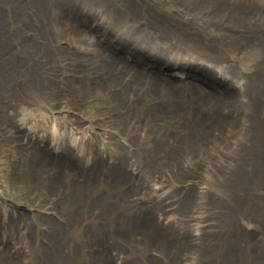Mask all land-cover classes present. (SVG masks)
<instances>
[{
	"label": "bare ground",
	"instance_id": "obj_1",
	"mask_svg": "<svg viewBox=\"0 0 264 264\" xmlns=\"http://www.w3.org/2000/svg\"><path fill=\"white\" fill-rule=\"evenodd\" d=\"M190 1L199 0H0V69L12 83L6 89L1 79L0 115L19 135L16 147L29 150L19 168L26 204L47 210L43 202L51 201L56 210L42 220L0 194L18 211L1 221L10 224L7 234L17 232L22 264H208L213 248L229 244L223 234L234 241L241 230L264 259L249 181L261 174L264 119L246 96L251 80L233 68L224 24L229 9L261 10L262 0H209L230 6L213 20ZM146 25L165 41L140 42ZM85 26L101 29L97 51L70 39ZM118 42L150 62L125 63L110 48ZM155 62L171 73L151 71ZM188 67L219 78V89L186 84ZM29 81L42 85L29 91ZM8 101L43 108L48 124L19 120ZM12 147L2 140L0 191ZM226 258L221 264H231Z\"/></svg>",
	"mask_w": 264,
	"mask_h": 264
},
{
	"label": "rangeland",
	"instance_id": "obj_2",
	"mask_svg": "<svg viewBox=\"0 0 264 264\" xmlns=\"http://www.w3.org/2000/svg\"><path fill=\"white\" fill-rule=\"evenodd\" d=\"M190 2L192 3H188L187 5L191 4L199 10L201 9L203 11H208L209 14H207V16L210 19H212L210 14L220 13L227 7L230 8V6H226L224 4H219V3L211 4L209 0H199V1H190ZM261 3H262L261 10H250L244 8L229 9L228 12L231 15L230 17L231 22L230 24L227 23L224 24L229 27V31L227 32V35L230 31H232L230 33V36L234 40L233 42H231L228 39L230 44V51L234 59L233 68L235 71L243 75L242 76L243 79L249 81L251 80V84H248V87L245 90L246 96L250 98L249 102L251 104L252 109L253 107H255V117L257 116L256 108H259L260 110L259 117L264 119V0H262ZM241 11H242L241 15L238 16L239 12ZM235 29L237 31H234ZM100 31H101L100 28H91L88 26L79 27V29L73 31V34L70 36V39L73 41L76 47L80 49H85L89 52L92 51L94 52V50L97 51V46L95 47V45L97 44V39ZM140 33H141L140 35L143 38H138L139 32L136 34L134 38H138L139 41L142 43H149V42L152 43L154 41L158 43L165 41V39L160 37L155 30H151L149 25H146L144 30L140 31ZM0 47H2V45H0ZM128 47L131 46L127 43H122V42H118L110 45V48H113L120 55V58L123 59L125 63H128L129 65H131L132 60L134 58L137 59V65L145 62L147 63L150 62L149 58H145L143 60V58L139 59L137 57L138 52L140 51L139 48L137 47L136 48L131 47L137 55L135 53H127ZM235 47H237V49ZM5 49H6V45L3 47V51H5ZM8 57L9 55H4L3 60ZM142 67H145V64H143ZM148 67L150 68L151 71L159 72L163 75H169L171 73V68L169 66L160 64L159 62L153 63V68L150 66ZM0 71L2 74V76H0V85H2L1 79H4V88L9 89L12 86L11 75L4 68L0 69ZM188 71L189 73L185 75V79H184L186 84L191 83L200 86L206 90H214L217 88L219 89V81H220L219 78L214 77L206 72H197L195 71V68H191V67L190 68L188 67ZM41 85H42L41 81H29L24 87V89L35 92L38 91ZM7 106L11 107L10 111H13L15 113L16 118H18L19 120L25 121L30 119L31 117H34L39 122H45L46 124H48L49 122L48 115L45 114L44 112L45 110L43 108L38 110H31L24 107H20V108L17 107L13 109L12 104L9 101L7 103ZM71 108L65 107V109H70V111L72 110ZM4 129L9 130L10 136L4 137V134L2 133ZM259 135H260V140L262 142V139L264 140V131L259 133ZM17 137L20 139L19 135L15 134V130L13 128H9L6 119H4L3 116L0 115V146L2 145V140L5 141L10 140L13 147L12 150H9L8 152L13 154L15 159V161L8 166L9 170H8L7 181L9 182H7L8 184L6 190L0 191V194H2L7 201L8 200L12 202L19 201V202H23L25 205L28 201V193L27 190L25 189V184L24 183L20 184L21 178H20L19 168L21 167L23 161L21 154H25V152L29 150L26 149L19 150L16 147V145L20 146L21 144V141H19ZM263 150H264V146L261 152ZM2 152H0V172L4 167H6V160L2 157L3 154ZM87 168L88 167H86V169ZM197 170L198 169H194V171ZM260 172L261 174H258L257 176H254L252 172L249 175V181L252 188L251 189L252 207L254 211H259L258 213L254 212V214H252V219L256 224H258L261 228L264 229V161L260 162ZM102 177L99 179V184L96 186V188L100 186L101 183H103L101 181ZM96 188L94 187L93 189ZM3 201L4 200L0 198V203L2 202L0 204V226L1 229H4L5 231V233L2 234V231L0 229V258L4 259V262L1 264H22V259H23L22 257H25L27 253L23 252V255H20V252L17 253L15 251L17 244L12 242L16 240L14 238L18 237L17 232L13 234L10 233L7 234L5 229L6 226L9 228L10 224L9 222L2 223L1 221V220L4 221L5 218L8 219V216L11 217L12 213L14 215V210L15 212L17 210L14 207H10L7 204L8 203L7 201L4 202ZM50 203L51 201H49L48 203L49 205H48L45 201L43 202V207L46 208L48 207L49 210L48 209L39 210L37 209L38 207L35 204H31V206L28 207L27 205L28 203H27L25 206H27L30 209L26 211L27 212H31L33 210L40 211L38 215H40V218L43 220L42 216L46 218L47 216H50L54 214V212H56V210H50V206L52 205V203L51 204ZM11 209H13V211ZM96 209H95L96 211L95 215L99 216L100 210L99 208ZM3 210H5L6 213ZM31 218L32 220H34V222H36L35 221L36 216L34 218L31 216ZM247 220L248 219H246V221ZM46 225L48 226V223H46ZM246 225L249 226V224ZM235 227L237 231L236 233H238V231L242 229L237 224H235ZM241 231L242 233H244V236L234 241H232V239L234 238L231 237V234L229 235V233L228 234L224 233L223 238L228 240L229 244L226 245L225 243H221L215 248H213L211 251L212 261H209L208 264H221V260L225 256L228 257L226 258V261L228 263L231 261V264H262V261L264 260L263 256L257 257L256 255V251L260 250V246H257L256 248L250 247L251 243L253 244L255 243L254 237L243 230ZM84 247H86V245H84Z\"/></svg>",
	"mask_w": 264,
	"mask_h": 264
}]
</instances>
